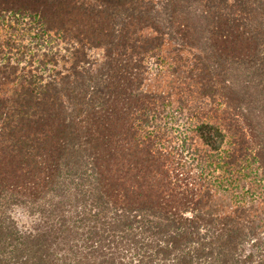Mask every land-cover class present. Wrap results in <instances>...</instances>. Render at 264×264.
I'll return each instance as SVG.
<instances>
[{
    "label": "trees",
    "instance_id": "1",
    "mask_svg": "<svg viewBox=\"0 0 264 264\" xmlns=\"http://www.w3.org/2000/svg\"><path fill=\"white\" fill-rule=\"evenodd\" d=\"M0 264H264V0H0Z\"/></svg>",
    "mask_w": 264,
    "mask_h": 264
},
{
    "label": "rangeland",
    "instance_id": "2",
    "mask_svg": "<svg viewBox=\"0 0 264 264\" xmlns=\"http://www.w3.org/2000/svg\"><path fill=\"white\" fill-rule=\"evenodd\" d=\"M101 55H102V52L99 51V50H93L90 52V59H101ZM12 211V215L14 217V219L18 222L19 225L21 226H24V227H27L31 224L32 222V219L29 218L26 210H22L20 208H14V209H11Z\"/></svg>",
    "mask_w": 264,
    "mask_h": 264
}]
</instances>
